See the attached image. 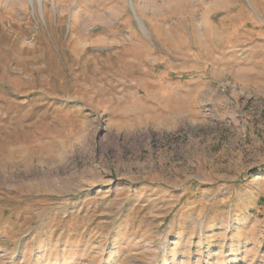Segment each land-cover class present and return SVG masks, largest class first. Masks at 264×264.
I'll return each instance as SVG.
<instances>
[{
  "label": "rangeland",
  "instance_id": "obj_1",
  "mask_svg": "<svg viewBox=\"0 0 264 264\" xmlns=\"http://www.w3.org/2000/svg\"><path fill=\"white\" fill-rule=\"evenodd\" d=\"M0 264H264V0H0Z\"/></svg>",
  "mask_w": 264,
  "mask_h": 264
},
{
  "label": "bare ground",
  "instance_id": "obj_2",
  "mask_svg": "<svg viewBox=\"0 0 264 264\" xmlns=\"http://www.w3.org/2000/svg\"><path fill=\"white\" fill-rule=\"evenodd\" d=\"M142 28V27H141ZM143 29V28H142Z\"/></svg>",
  "mask_w": 264,
  "mask_h": 264
}]
</instances>
